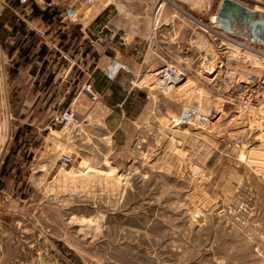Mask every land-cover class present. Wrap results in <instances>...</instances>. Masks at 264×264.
Wrapping results in <instances>:
<instances>
[{
	"label": "rangeland",
	"instance_id": "rangeland-1",
	"mask_svg": "<svg viewBox=\"0 0 264 264\" xmlns=\"http://www.w3.org/2000/svg\"><path fill=\"white\" fill-rule=\"evenodd\" d=\"M160 1L177 15L175 34L151 35L163 40L153 48L162 62L127 78L112 102L69 108L71 136L52 122L67 82L34 94L22 77L13 89L27 65L0 63V85H10L0 94V264H264V62L239 44L264 45L211 20L221 0ZM237 1L264 17V0ZM18 3L2 5L35 4ZM166 65L183 77L161 88ZM226 67L255 82L257 111L227 100ZM139 88L153 109L126 93ZM121 100L124 112L103 107ZM187 108L197 111L189 120Z\"/></svg>",
	"mask_w": 264,
	"mask_h": 264
},
{
	"label": "crops",
	"instance_id": "crops-1",
	"mask_svg": "<svg viewBox=\"0 0 264 264\" xmlns=\"http://www.w3.org/2000/svg\"><path fill=\"white\" fill-rule=\"evenodd\" d=\"M33 1L36 7H4V0H0V22L5 21L7 32L0 42V63L27 65L23 76H11L13 89L19 88L23 77L32 93L50 94L52 81L65 80L67 84L60 93L61 105L66 109L85 107L90 100L96 102L98 96L112 102L124 90L127 78L162 62V56L153 48L165 45L162 39L152 38L154 30L161 35L167 28L175 34L177 15L160 11L162 5L157 9L158 0H96L92 4L85 0H48L45 5L38 4L42 0ZM68 5L76 11L75 20L65 17ZM118 34L123 35L122 41ZM167 42L174 55V38ZM111 58L123 63L114 81L103 72ZM8 87L0 85V94ZM138 91L126 93L144 95L142 110L153 109L155 103L148 101L149 90ZM42 100L31 105L42 104ZM125 103L104 102L103 107L124 112ZM43 105L51 103L43 101Z\"/></svg>",
	"mask_w": 264,
	"mask_h": 264
},
{
	"label": "built area",
	"instance_id": "built-area-1",
	"mask_svg": "<svg viewBox=\"0 0 264 264\" xmlns=\"http://www.w3.org/2000/svg\"><path fill=\"white\" fill-rule=\"evenodd\" d=\"M24 1L25 0H20V2H24ZM86 1L89 4H92L96 0H86ZM161 5H162V2L159 0L158 5H157V9H159ZM64 13H65V17L68 20H75L77 17L76 11L74 10V8L71 5H68L65 7ZM10 37H11V35L9 36V38ZM123 38L124 37L122 34H118L119 40L122 41ZM239 45L243 46L246 49L251 50L254 57H256V59L258 61L264 62V52H261L260 49L249 47L248 45H244L242 43ZM122 67H123V65L119 61H115L114 59L111 58L107 67L103 70L104 75L107 77V79L113 80L116 78L117 73L119 72V70ZM157 73L160 76V78L158 80H162V82H165V86L168 85V83L174 84L183 77V73L179 69H176L175 67H173L172 65L164 66ZM234 75L235 74L233 73V71L230 68H227V67L225 68L223 84L226 87L224 90V92L227 94L226 98L230 102H232L234 100L237 101V106H238V110H239L240 114L242 113V114L249 115L251 112L257 111V109L260 108V104H259L258 100H256V98H255L256 94L254 96L252 95V91L255 90V88H254L255 82H252L251 83L252 86L248 87V81H246V82L245 81L244 82L236 81ZM262 82H264V80H262ZM162 87H164V86H161V88ZM238 88L239 89L241 88V90H237ZM87 89H88V85H87ZM187 109H190V111H188V113H186V114L183 113L182 116H183V119L189 120L193 116H195L197 111L195 109H191V108H187ZM72 116H73V113L71 112V110L65 109V110H62V111L54 114L52 117V122H53V124H56V125L57 124L62 125V127L65 128L67 135L69 134L71 136L74 133ZM198 116H199V118H201L203 120H205V118H206L205 116H203L201 114H198ZM234 142L237 146L243 144L242 139H239V138L235 139ZM61 160H63L64 162L69 161L70 156L67 154H62Z\"/></svg>",
	"mask_w": 264,
	"mask_h": 264
},
{
	"label": "water",
	"instance_id": "water-1",
	"mask_svg": "<svg viewBox=\"0 0 264 264\" xmlns=\"http://www.w3.org/2000/svg\"><path fill=\"white\" fill-rule=\"evenodd\" d=\"M214 20L227 33L264 45V17L237 0H221ZM237 27L238 31H233Z\"/></svg>",
	"mask_w": 264,
	"mask_h": 264
},
{
	"label": "trees",
	"instance_id": "trees-1",
	"mask_svg": "<svg viewBox=\"0 0 264 264\" xmlns=\"http://www.w3.org/2000/svg\"><path fill=\"white\" fill-rule=\"evenodd\" d=\"M19 3H18V0H12V5L14 6H17ZM30 7H36L35 4H32ZM5 21L3 22H0V42L3 41L4 39V36L6 35V29L3 27V24H4ZM9 161V156H6L5 159H4V162H3V165H2V168H1V173L2 174H5V165L8 163Z\"/></svg>",
	"mask_w": 264,
	"mask_h": 264
},
{
	"label": "bare ground",
	"instance_id": "bare-ground-1",
	"mask_svg": "<svg viewBox=\"0 0 264 264\" xmlns=\"http://www.w3.org/2000/svg\"><path fill=\"white\" fill-rule=\"evenodd\" d=\"M185 1H186V0H185ZM178 9H179V8H178ZM211 20L214 21V16H212ZM213 32H214V31H213ZM217 34H218V33H217ZM220 37H221V36H220ZM158 82H159L160 85H162V86L165 87V82H162V80H158ZM213 110H214V109H213ZM188 111H190V109H185L183 113L186 114V113H188ZM205 114H206V113H205Z\"/></svg>",
	"mask_w": 264,
	"mask_h": 264
},
{
	"label": "flooded vegetation",
	"instance_id": "flooded-vegetation-1",
	"mask_svg": "<svg viewBox=\"0 0 264 264\" xmlns=\"http://www.w3.org/2000/svg\"><path fill=\"white\" fill-rule=\"evenodd\" d=\"M233 31H238V28H237V27H235Z\"/></svg>",
	"mask_w": 264,
	"mask_h": 264
}]
</instances>
